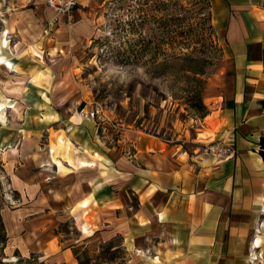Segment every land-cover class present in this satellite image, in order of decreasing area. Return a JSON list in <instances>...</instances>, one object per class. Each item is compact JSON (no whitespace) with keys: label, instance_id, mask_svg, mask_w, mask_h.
Segmentation results:
<instances>
[{"label":"rangeland","instance_id":"rangeland-1","mask_svg":"<svg viewBox=\"0 0 264 264\" xmlns=\"http://www.w3.org/2000/svg\"><path fill=\"white\" fill-rule=\"evenodd\" d=\"M198 1L79 0L59 16L47 0H0V58L14 67L0 63V264L169 263L160 238L139 237V196L123 172L143 136L208 159L212 145L235 149L214 139L220 125L208 117L233 67L213 7V29L199 44L143 52L174 29L199 28L208 13ZM169 18L182 21L165 27ZM194 52L208 63L196 77L206 112L191 107L196 91L186 92L196 86L188 71L198 66L184 60ZM107 177L115 204L103 193ZM258 222L264 241L263 214Z\"/></svg>","mask_w":264,"mask_h":264},{"label":"crops","instance_id":"crops-1","mask_svg":"<svg viewBox=\"0 0 264 264\" xmlns=\"http://www.w3.org/2000/svg\"><path fill=\"white\" fill-rule=\"evenodd\" d=\"M211 3L233 67L208 117L220 125L214 139L235 146L233 156L218 164L143 136L123 172L129 189L139 196V216L131 220L137 218L140 225L143 220V240L160 238L155 244L169 261L164 264H248L264 215V57L251 51L264 53V0ZM207 129L213 130L210 125ZM104 181L108 185L102 191L115 204L116 193L109 192L114 182L110 177ZM97 191L100 198L102 191Z\"/></svg>","mask_w":264,"mask_h":264},{"label":"trees","instance_id":"trees-1","mask_svg":"<svg viewBox=\"0 0 264 264\" xmlns=\"http://www.w3.org/2000/svg\"><path fill=\"white\" fill-rule=\"evenodd\" d=\"M197 3L200 5L203 4L202 7L196 9L198 12L199 11L204 12V10H205L208 13V18L205 17V18L201 19V21L203 23H201V26L199 28H194L192 26V28L190 30L174 29L171 32V34L168 36L169 38L161 39L160 43H158L156 45V47H152L153 42H149V47H147L146 49H143V52H146L147 54L151 53L152 55H155V53H160V52L167 53V51L164 49V47L165 46L173 47L174 43H177V45H179V46L189 45L192 43L199 44L204 38H197V37L198 36H202V37L206 36L207 30H205V27H207V29H213L212 26H209L206 24V22H209V21L211 22L212 3H211V0H199L198 2H196V4ZM181 21H182V18H169V19H164L162 21V23L164 24L165 27L166 26L168 27L169 25L172 27V25L180 23ZM204 43H205V40H204ZM204 49H205V47L199 49V51L204 52ZM194 54H195V52L192 53L191 55H188V57L185 56L184 60L187 62L197 64L198 68H195V69L188 71V73L193 74L196 78L198 76L204 75V73H205L204 65H206L208 63L205 60H198L197 58L193 57ZM194 81H196V86L195 87L189 86L190 89L186 90V92H188V93H193L194 91H196V95L195 96L193 95V97L190 98V100H189L191 103V107L198 108L201 112H206L207 108L203 102V90L205 88L204 81L199 80V78H196ZM260 148H261V154L264 155V137L261 138ZM78 260H79V264H89V262L85 263L80 258H78Z\"/></svg>","mask_w":264,"mask_h":264},{"label":"built area","instance_id":"built-area-1","mask_svg":"<svg viewBox=\"0 0 264 264\" xmlns=\"http://www.w3.org/2000/svg\"><path fill=\"white\" fill-rule=\"evenodd\" d=\"M79 0H47L48 8L59 16H70ZM234 150L224 144H215L207 149V155L217 163L230 159Z\"/></svg>","mask_w":264,"mask_h":264},{"label":"bare ground","instance_id":"bare-ground-1","mask_svg":"<svg viewBox=\"0 0 264 264\" xmlns=\"http://www.w3.org/2000/svg\"><path fill=\"white\" fill-rule=\"evenodd\" d=\"M5 46L6 49H8V43L7 41H4L3 43ZM8 63V65L11 67V68H14L13 65L7 61V59H5L4 57H1L0 58V63L4 64V63ZM0 112H2V108L0 106ZM56 153L55 151H53V154ZM59 163V161H57ZM59 165H62L61 163H59ZM81 165L84 166V167H88L87 164H85V162H81ZM264 213V210L262 211ZM264 244V241L263 240H260L259 238L255 239V241L253 242V246H254V249H253V252L251 254V260L252 261H261V260H264V252L262 251V253L260 254L259 249H262V246Z\"/></svg>","mask_w":264,"mask_h":264}]
</instances>
